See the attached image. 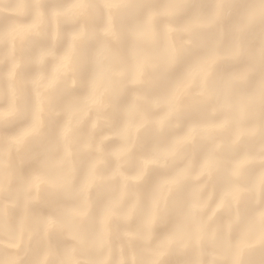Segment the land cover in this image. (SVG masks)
<instances>
[{
  "label": "bare ground",
  "instance_id": "6f19581e",
  "mask_svg": "<svg viewBox=\"0 0 264 264\" xmlns=\"http://www.w3.org/2000/svg\"><path fill=\"white\" fill-rule=\"evenodd\" d=\"M0 264H264V0H0Z\"/></svg>",
  "mask_w": 264,
  "mask_h": 264
}]
</instances>
